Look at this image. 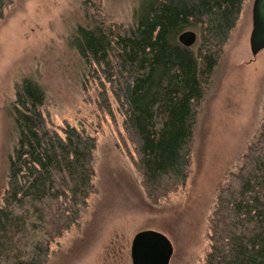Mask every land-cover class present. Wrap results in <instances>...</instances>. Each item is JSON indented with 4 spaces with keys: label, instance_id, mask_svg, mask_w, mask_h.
Instances as JSON below:
<instances>
[{
    "label": "trees",
    "instance_id": "trees-1",
    "mask_svg": "<svg viewBox=\"0 0 264 264\" xmlns=\"http://www.w3.org/2000/svg\"><path fill=\"white\" fill-rule=\"evenodd\" d=\"M244 2L142 0L128 28L88 16L71 32L70 47L111 85L154 201L187 182L197 112ZM12 3L0 0V20ZM186 31L198 33L190 48L179 42ZM45 102L43 88L24 78L8 106L18 140L0 205V264H47L93 191L95 137L69 123L56 128ZM208 238L205 264H264V114L218 192Z\"/></svg>",
    "mask_w": 264,
    "mask_h": 264
},
{
    "label": "rangeland",
    "instance_id": "rangeland-1",
    "mask_svg": "<svg viewBox=\"0 0 264 264\" xmlns=\"http://www.w3.org/2000/svg\"><path fill=\"white\" fill-rule=\"evenodd\" d=\"M141 1L13 0L0 20V205L18 140L8 106L24 78L43 88V111L56 128L69 123L97 141L87 207L51 246L47 264H132L133 238L144 230L170 240V264H205L218 192L260 131L264 50L251 52L255 0H245L197 112L187 182L157 201L148 197L111 85L97 80L69 45L88 16L115 28L132 26Z\"/></svg>",
    "mask_w": 264,
    "mask_h": 264
},
{
    "label": "water",
    "instance_id": "water-1",
    "mask_svg": "<svg viewBox=\"0 0 264 264\" xmlns=\"http://www.w3.org/2000/svg\"><path fill=\"white\" fill-rule=\"evenodd\" d=\"M179 42L188 48L194 46L197 42L196 32L182 33ZM250 48L254 56L264 50V0L254 1ZM173 254L174 248L170 240L157 231H140L133 238L132 264H170Z\"/></svg>",
    "mask_w": 264,
    "mask_h": 264
}]
</instances>
